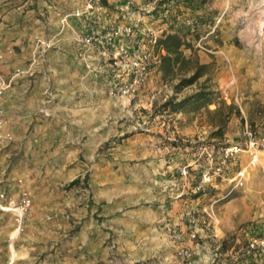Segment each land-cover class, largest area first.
Listing matches in <instances>:
<instances>
[{
	"label": "rangeland",
	"instance_id": "rangeland-1",
	"mask_svg": "<svg viewBox=\"0 0 264 264\" xmlns=\"http://www.w3.org/2000/svg\"><path fill=\"white\" fill-rule=\"evenodd\" d=\"M144 3L148 4L146 11L149 12L137 13V3L126 10L125 13H128L127 17L133 24H125V18L118 14L119 5L114 3L115 7L109 6L110 13L116 15V18L108 16L112 22L106 23L97 19L99 24H94L87 34L77 39L80 46L100 49L108 57L105 61L97 60L96 89L93 95L88 94L86 86L81 94L82 106L88 108L90 105L89 107L95 108L98 128L95 155H85L78 163L39 164L34 168L42 172L41 178L48 180L44 183L48 192L63 193L69 205L64 213L49 210L43 218L46 224L56 222L59 225L45 227L44 233L51 231L52 234L42 235L43 239H59V254L67 258L64 262H70L82 251L75 247L83 242L82 239H99L95 244L98 249L108 252L107 264H153L155 257L143 261L131 258V255L137 253V248H134L137 244L131 245L126 239H137L136 229L131 228L134 232L124 233V230H110L107 223L98 228L88 224V227H83V223L80 224L79 221L104 218L90 217L88 214L85 216L84 212H81L82 209L93 207L92 211L98 208L99 212L102 206H108L114 211L113 215H121L128 210L132 214L133 210L157 207L161 203L157 198L154 200V196L165 193L163 187L171 175L170 171L165 173L167 167L172 165L171 148H176V152L181 150L180 154L186 155L175 162L178 165L191 157L192 149L197 143H241L240 135L244 126L258 139L264 135V0H145ZM88 4L77 11L88 13L91 11L87 7ZM90 4L92 8H99L97 4ZM75 13L76 11L74 15ZM83 15L84 13L81 17ZM126 25L132 27L133 37L117 36L112 44L108 45L109 29ZM169 25L182 31L183 38L190 44V48L184 52L185 55L196 59L201 65H207L204 76L179 91L175 89L176 85L181 78L189 77L191 73L178 75L171 81H163L159 60L164 53L148 43L149 30L156 31L159 38ZM92 31L95 32L96 40L90 41ZM119 37L125 39L124 49L147 50L153 55L146 83L131 99L123 98L118 93L120 86L129 80V72L122 66L123 59L120 58L122 62L114 65L113 57L119 49H111ZM108 64L122 72L123 77L113 84H110ZM204 87L214 92L215 101L223 100L227 105L232 104L239 112V115H232L226 121L221 136L216 134L220 116L211 113L216 108L215 104L199 110H196V106H190L177 113L163 108L169 99L174 98L175 102H179ZM47 105L49 104L44 106ZM1 127L2 123L0 141L10 143L12 136L2 135ZM149 136L153 137V142L145 140ZM85 137L82 135V141ZM153 154L162 157H153ZM159 159L162 162H159ZM244 169L246 179L242 185H235L231 179L234 174ZM75 171L82 176L78 177L81 183L77 186L68 187L74 179L71 182L58 183L56 187L49 181L55 175L58 178L59 174H71ZM2 172L0 193L4 194L3 205H18L26 198L29 200V206L20 221H17L12 211L0 210V239H11V234L15 231L16 239H20L26 231L27 221L30 219L28 224L32 221V198L21 179L17 180L16 187L12 188L10 182L6 181L8 170L2 169ZM227 176L224 179H216L199 202L188 208L176 206L182 214L177 217L178 223L181 224L166 223L168 227L162 229L164 232L166 230L165 235L176 246L175 256L180 264H189L201 257L195 254L194 247L189 242L184 240L183 243L176 244L172 240L173 233L187 229L183 214L191 209L206 208L210 217L204 213L201 226L209 224L216 239H232L245 229L247 238L264 234V149L258 151V160L254 166L249 165L248 155L241 153ZM187 199L190 204L191 200H195V196ZM57 200L60 202L63 199ZM163 201L164 205L177 202L165 198ZM181 209L184 211L181 212ZM29 229L36 235L34 226ZM96 231L99 236H95ZM53 232H58V235ZM3 233L6 235L4 238ZM157 237L156 232H151L145 239ZM86 241L80 246L94 243L93 240L89 241L90 243ZM199 243H204V240L200 239ZM215 246L209 248V264H212L211 259L213 264H264L263 256L245 259L237 253L215 257ZM178 247H186L192 251L193 257L190 261L178 257Z\"/></svg>",
	"mask_w": 264,
	"mask_h": 264
},
{
	"label": "crops",
	"instance_id": "crops-1",
	"mask_svg": "<svg viewBox=\"0 0 264 264\" xmlns=\"http://www.w3.org/2000/svg\"><path fill=\"white\" fill-rule=\"evenodd\" d=\"M105 1L104 6L99 5L98 0H0V53L3 54L0 76L5 85L0 93L1 133L12 136L10 143L0 141V174L2 169L8 170L6 181L12 188L21 179L32 198V221L30 224V219L27 221L22 237L16 239L15 231L11 239H0V264H107L108 252L98 249L95 244L99 239H82L83 242L93 240L94 243L89 246L86 243L83 247L80 246L83 242L76 245L82 251L70 262H64L67 258L59 254L57 237L43 239L42 234H52L51 231L44 233L45 227L59 226L56 222L46 224L44 216L49 210L64 213L69 205L63 193L48 192L44 186L48 180L41 178L40 170L34 169L39 164L78 163L85 155H95L98 143L95 108L82 106L81 94L86 86L88 94L93 95L97 60L105 61L108 57L100 49L80 46L77 39L87 34L94 24H99L97 19L112 22L111 18H116V15L110 13L109 6H114V3L119 5L118 14L125 18V24H133L126 10L121 9L123 0ZM133 1L139 5L137 13L148 6L145 0ZM90 2L99 8H89L91 11L83 12L80 18L74 15L85 4L91 5ZM108 16H112L110 20ZM124 42L125 39L119 37L111 51L123 48ZM108 75L110 84L123 77L121 70L110 64ZM46 103L49 105L45 107ZM82 135L86 136L83 141ZM145 140L153 142V137ZM171 150L172 165L165 171L171 172L169 180L174 177L175 162L186 156L180 154L181 150ZM159 156L153 154V157ZM78 177L82 176L75 171L59 174L58 178L55 175L49 181L56 187L58 183L71 182ZM57 198L63 200L59 202ZM156 198L161 205L133 210L132 214L128 210L121 215H113L114 211L108 206H102L99 212L98 208L92 211L93 207L82 209L85 216L88 214L104 220L92 218L79 223H83V227L88 224L97 228L107 223L110 230H124V233L134 232L131 228L136 229L137 239H126L131 245L137 244L134 247L137 253L131 255L132 259L143 261L155 257L157 263L154 261L153 264H180L175 256L176 246L162 229L168 227L166 223L181 224L177 217L182 214L176 206L188 208L199 199L191 200L190 204L188 199H181L164 205V193L157 194L154 200ZM32 226L36 235L29 229ZM151 232L157 233V239H145ZM53 234L58 235V232ZM99 235L96 231L95 236ZM2 236L6 235L3 233ZM216 240L219 244L223 241ZM194 251L201 257L189 264H209L208 247L204 245L201 249L194 248Z\"/></svg>",
	"mask_w": 264,
	"mask_h": 264
},
{
	"label": "built area",
	"instance_id": "built-area-1",
	"mask_svg": "<svg viewBox=\"0 0 264 264\" xmlns=\"http://www.w3.org/2000/svg\"><path fill=\"white\" fill-rule=\"evenodd\" d=\"M134 6L132 0H123L122 10L131 9ZM91 8V5L88 6ZM143 12L146 9L142 10ZM83 13L76 11L75 16L81 17ZM134 31L131 26H117L109 29L108 45L112 44V41L117 36H124L126 38L133 37ZM92 37L89 40H96L92 31ZM158 40V33L156 31L149 30L148 43L151 46H155ZM119 56V57H118ZM123 67L129 72V80L120 86L118 93L121 97L131 99L134 97L139 89L146 83L148 74L151 71V61L153 55L147 50H134L128 51V49H119L113 59L114 65L122 62ZM2 54L0 53V60ZM121 60V61H120ZM4 80L0 76V93L4 89ZM1 125V123H0ZM240 138L241 143L234 145H221V144H205L197 143L194 145L191 157L185 162H181L177 165L174 177L169 180L163 187L165 190L164 198L170 201H179L181 199H187L188 197L195 196L196 199H200L208 191V187L213 186L216 179H224L228 177V171L231 167L235 166L241 153H246L249 157V165L254 166L258 160V151L264 149V135L258 139L247 126H244L241 131ZM246 170H240L234 174L231 181H234L235 185H242L244 179H246ZM4 194L0 193V210L12 211L20 221L26 209L29 206V200L24 198L18 205L8 204L3 205ZM12 205V206H11ZM207 214L206 208L191 209L183 214L184 220L187 225V229L184 232H175L172 235V240L176 244H181L185 241L189 242L195 249H201L204 245L210 248L212 245H216L214 248V256L221 255L219 253L220 244L216 243V235L211 229L209 224L204 227L201 226L202 215ZM204 223V221H203ZM200 239H205V243H199ZM238 253L245 259L262 258L264 257V234L259 237L248 238V244L242 248ZM178 257L185 261H190L193 257V253L186 247H178ZM213 264V259H211Z\"/></svg>",
	"mask_w": 264,
	"mask_h": 264
},
{
	"label": "trees",
	"instance_id": "trees-1",
	"mask_svg": "<svg viewBox=\"0 0 264 264\" xmlns=\"http://www.w3.org/2000/svg\"><path fill=\"white\" fill-rule=\"evenodd\" d=\"M201 2H203V0H201ZM99 3L105 6L106 1L100 0ZM163 22H165V24L167 23L166 21ZM181 33L182 31L169 25L164 31H162L155 45L156 49L163 51L164 53L160 56L159 60V71L162 75L163 81H171L178 75L191 73L189 77H183L180 79L175 87L177 91L193 84L198 78L204 76V74H206L205 69L207 68V65H201L196 59L185 55L184 52L190 48V44L185 41L183 34ZM213 96L214 92L204 87L194 95L179 102H175L174 98L169 99L163 105V108H168L173 113H177L184 111L186 107L190 106H196V110H199L215 104L216 108L211 113L220 116L219 124L216 125V134L221 136L223 135L226 121L232 115H239V112L234 105H227L223 100L217 102ZM80 183L81 179L76 178L68 185V187H74ZM246 230L247 229L242 231L239 235H235L232 239L223 240L220 244L219 253L221 255L237 254L248 244Z\"/></svg>",
	"mask_w": 264,
	"mask_h": 264
}]
</instances>
